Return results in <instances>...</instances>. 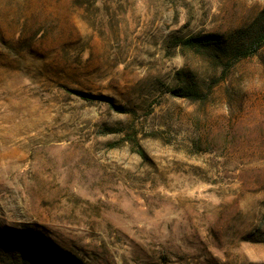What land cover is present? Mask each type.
Returning <instances> with one entry per match:
<instances>
[{"label":"rangeland","instance_id":"rangeland-1","mask_svg":"<svg viewBox=\"0 0 264 264\" xmlns=\"http://www.w3.org/2000/svg\"><path fill=\"white\" fill-rule=\"evenodd\" d=\"M262 36L264 0H0V264H264Z\"/></svg>","mask_w":264,"mask_h":264},{"label":"trees","instance_id":"trees-1","mask_svg":"<svg viewBox=\"0 0 264 264\" xmlns=\"http://www.w3.org/2000/svg\"><path fill=\"white\" fill-rule=\"evenodd\" d=\"M260 39H261V40L264 39V36H262L261 38L258 39V41H257L258 44H259V42L261 41ZM196 42H197L196 39H194V38H189V39L185 40V41L183 42V44H184L185 46H192V45H194ZM173 93H174L175 95L181 97V98H189V97L192 96V95H199V94L195 91V89H189V88L183 90L181 93H178L177 91H174Z\"/></svg>","mask_w":264,"mask_h":264},{"label":"bare ground","instance_id":"bare-ground-1","mask_svg":"<svg viewBox=\"0 0 264 264\" xmlns=\"http://www.w3.org/2000/svg\"><path fill=\"white\" fill-rule=\"evenodd\" d=\"M8 111V110H7ZM26 129V128H25ZM18 143V142H17ZM16 144V143H15ZM15 153V152H14ZM18 155V154H17Z\"/></svg>","mask_w":264,"mask_h":264}]
</instances>
